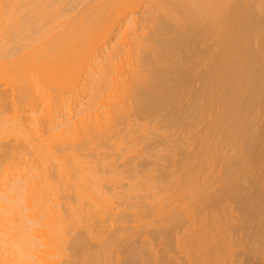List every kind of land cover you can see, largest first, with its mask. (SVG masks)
I'll return each mask as SVG.
<instances>
[{
  "label": "bare ground",
  "instance_id": "bare-ground-1",
  "mask_svg": "<svg viewBox=\"0 0 264 264\" xmlns=\"http://www.w3.org/2000/svg\"><path fill=\"white\" fill-rule=\"evenodd\" d=\"M144 3L0 0V264H264V0Z\"/></svg>",
  "mask_w": 264,
  "mask_h": 264
},
{
  "label": "rangeland",
  "instance_id": "rangeland-1",
  "mask_svg": "<svg viewBox=\"0 0 264 264\" xmlns=\"http://www.w3.org/2000/svg\"><path fill=\"white\" fill-rule=\"evenodd\" d=\"M146 1H147L148 3L150 2V0H145V3H146ZM145 3H144V4H145ZM139 9H140V10L137 9L138 12L136 11V16L141 20V19L144 18L145 7H144V6H141V8H139ZM212 40H213V41H212ZM217 40H218V39L214 37V38L210 39V41H208V43L205 42V44H202V45L198 48L197 52H198V56H199V58H200V59H199V60H200V64L202 63V65H203V64H205V63L207 62L205 52H206V50H207L208 48H210V47H212V46L214 47V45H215V43H216ZM209 42H211L212 44L209 43ZM206 43H207V44H206ZM205 45H206V46H205ZM202 47H203V49H202ZM207 47H208V48H207ZM204 48H205L206 50H205ZM200 49H201V50H200ZM207 51H208V50H207ZM202 58H203V59H202ZM205 60H206V62H203V61H205ZM149 121H150V123L152 122L151 120H149ZM155 121H156V120H155ZM157 121H158V120H157ZM159 122H160V121H159ZM159 122H154L155 124L153 123L152 128L155 127L157 124H158L159 126L157 125V126L155 127V129H157V128L159 129V127L161 128V130L159 129V130H160V132H159L160 140L157 139V138H159V137H156V139L158 140V141H157L158 143H159V141H161L159 144L161 145L160 147H162V148H160V147L158 146V143H156V145H157L158 147L156 146L157 148H155L154 151L156 152V157H158L157 159H159L158 161H160L161 163L165 164V166H166V164H167L168 161L166 160V155H165V153L161 155V153H163L162 151H167L169 147H170V148L173 147V146H174V147H176V146L178 147V146H179L178 143L180 142V140L178 141V139H182L181 137H182L183 135H181V134L185 133L184 131L186 130V128H185L184 126H182V127H184V128L181 129V125H180V126H179L180 128L177 126L178 131H177V130H171L169 126H168L169 129H168V127L165 128L169 122H168V123L165 122V125H166V126H160V125H162L161 122H163V121L160 122L161 124H160ZM169 124H170V123H169ZM151 125H152V124H151ZM151 125H150V126H151ZM163 125H164V124H163ZM170 125H171V124H170ZM171 126H172V125H171ZM175 126H176V125H175ZM162 127H163V128H162ZM172 128L174 129V126H173ZM166 129H168V131H165ZM175 129H176V128H175ZM180 129H181L182 131H183L184 129H185V130L182 132ZM159 130H158V131H159ZM169 131H170V132H169ZM173 131H174V132H173ZM179 131H180V133H179ZM198 131H199V130L197 129L196 132H195V129H194V132H195V133H197ZM162 132H165V133L169 132V133H167V134L163 133L162 135H160V133H162ZM177 132H178V133H177ZM194 132H193V133H194ZM199 133H200V132H198V134H197L198 136H199ZM185 134H186V133H185ZM185 134H184V136H183V139H187V138H184V137H185ZM200 134H202V133H200ZM163 135H164V136H163ZM167 135H170L171 137H170V136L167 137ZM175 135H176V136H175ZM193 135H194V134H192V137H191L190 135H187V136L193 138V137H194ZM161 136H163V139H164L163 141H162V137H161ZM172 136H173V137H172ZM177 136H178V137L181 136V137L178 138ZM187 136H186V137H187ZM198 136H196V137H198ZM165 137H166V140H165ZM189 137H188V138H189ZM196 137H194V138H196ZM168 138H169V139H168ZM171 138H172V139H171ZM183 139H182V140H183ZM150 140H151V139H150ZM167 140H168V141L171 140L173 143H172L171 141H169V143H171V145H168V144H167V143H168ZM174 140H176L178 143H177L176 141L174 142ZM189 140H190V139H189ZM189 140L187 139L186 142H185V141H182V142H183V143L185 142V144L187 143V145H188ZM152 141H154V142H152ZM152 141H151V142L154 143V145H155V138H154V137L152 138ZM165 141H167V143H166ZM151 142H150V143H151ZM147 143H149V141H148ZM162 143H163V144H162ZM164 143H165V144H164ZM176 143H177V144H176ZM180 144H181V143H180ZM154 145H153V146H154ZM181 145H182V144H181ZM145 146H146V144H145ZM182 146H183V145H182ZM143 147H144V146H143ZM163 147H164V148H163ZM177 147H176V148H177ZM158 148H159V149H158ZM187 148H188V149H186L183 153L188 152V154H189V153H190V154H191V153H192V154H193V153L195 154V153L198 151L196 148H194V146L189 147V145H188ZM163 149H164V150H163ZM171 149H172V148H171ZM173 149H174V148H173ZM228 149H229V148H228ZM228 149H227V150L224 149V150H225L224 152H226V154H227L229 151H230V152H229V155H230L231 153H234V152H233L234 150L232 151V149H229V150H228ZM178 150H179V149H178ZM195 150H197V151L195 152ZM154 151H153L152 154H155ZM175 151H177V150H175ZM231 151H232V152H231ZM179 153H180V152H179ZM183 153H182V154H183ZM166 154H167V152H166ZM186 154H187V153H186ZM179 155H180V154H179ZM184 155H185V154H184ZM227 155H228V154H227ZM181 156H183V155H181ZM153 157H154V156H153ZM162 157H163V158H162ZM164 157H165V159H164ZM144 158H146V157H144ZM160 158H161V159H160ZM137 159H138V160H137ZM137 159H135V161L132 160V161H133V164H136V165H137L138 163H140V164L138 165V167H140L139 170H141V171L144 170L145 168H142V169H141V167H143L142 165H144V163L141 165V163H142L141 159H143V158L140 157V159H139V157H137ZM151 159H152V160H151V162H152V161H153V158H151ZM154 159H155V158H154ZM163 159H164L165 161H164ZM145 160H146V161H145ZM145 160H143V162H146V169L144 170V172H146V173H143V171H142L139 175L145 174L144 176H146L147 173L149 172V171H147L148 168L152 167V165L150 166V164H152V163H150V161L148 160V158L145 159ZM140 161H141V162H140ZM147 161H149L150 164H149ZM154 161L158 163L157 160H154ZM160 162H159V163H160ZM147 163H148V164H147ZM161 163H160V164H161ZM131 164H132V163H131ZM136 165H135V166L132 165V166L137 167ZM148 165H149V167H148ZM155 165H156V164H155ZM132 166H131V169L133 168ZM144 166H145V165H144ZM163 166H164V165H163ZM168 166H169V164H168ZM219 166H220V168H219ZM221 166H222L221 164H218V165H217V167H218L217 170H215L217 167L214 166V170L216 171V173L218 172L217 174H219L220 171L222 172V170L224 169L223 166H222V167H221ZM122 167H123V166H122ZM138 167H137V169H138ZM147 167H148V168H147ZM153 168H154V166H153ZM153 168H152V169H153ZM155 168H158V167L155 166ZM169 168H170V167H169ZM122 169H123V168H122ZM135 169H136V168H135ZM135 169H133V170H134V174H135ZM158 169H159V168H158ZM208 169H209V170H208ZM208 169L206 168V170H208V171L206 172V170H204V174H203V175L205 176V173H206V176H208V177H205V178L203 177V178H202L203 180L201 181V183H206L207 180H210V179H209L210 177H211V181H213L212 179H214V176L217 175L216 173H214L215 171L212 170L210 167H209ZM139 170H137V171H139ZM150 170H151V168H150ZM160 170H161V169H160ZM162 170L167 171V168H166V170H165V169H162ZM211 170H212V171H211ZM131 171H132V170H131ZM137 171H136V172H137ZM156 171H157V169H156ZM158 171H159V170H158ZM209 171L212 172V173H210ZM159 172H160V171H159ZM159 172H157V173H159ZM162 172H163V171H162ZM208 172H209V174H207ZM157 173L155 174V176L157 175ZM213 173H214V174H213ZM130 174H133V173L130 172ZM211 174L214 175V176H212ZM128 175H129V174H128ZM162 175H163V174H162ZM209 175H210V176H209ZM142 176H143V175H142ZM159 176H160V175H159ZM165 176H166V175H165ZM157 177H158V175H157ZM212 177H213V178H212ZM206 178H207V180H206ZM165 179H166V177H165ZM204 180H205L206 182H205ZM203 181H204V182H203ZM199 183H200V182H199ZM201 183H200L199 185H201V187H204V186H202ZM207 183H209V184H207ZM207 183H206L207 185H210V186L212 185V188L214 187V186H213L214 184H212V182H211V184H210V182H207ZM206 184H205V186L207 187ZM203 185H204V184H203ZM206 187H204V188H206ZM123 188H125V186H123ZM207 188H208V187H207ZM209 188H210V187H209ZM216 188H217V187H216ZM211 190H212V189H211ZM215 190H216V189H215ZM212 192H213V190H212ZM208 212H210V213H208L209 215L206 214L207 217H208V216H211V215H210L211 213H215L216 210H215V212H213V210L208 211ZM236 215H237V213H236ZM132 216H133V214H132ZM185 216H186V217H185ZM185 216H184V217L181 216V217H182V218L180 217L181 219L179 218V220H178L179 222H178V224H177V225H179V228L177 229L178 231L175 232V233H177V234H176V235H177V241L174 240L175 238L173 237L174 239H173L172 241H175V243L172 242V244L170 245V248H171V246H172V249H169V248H168V250H167V248H166V247H168V246H166V245H168V244L166 243V245H164L165 242H163V241H165V240H164L163 238H161L160 235L158 236L157 234H155V236H154V234H153L152 232H150V231H152V230H151L149 227L147 228V230L150 229V231L147 232L146 227H144L145 225L143 226V224H142L143 222H141V221H140V222H139V221H138V222L134 221L135 223L133 222V220H134L133 217H135V215L132 217L133 219H131L132 222H131L130 224H127V223H129V222H127L128 219L126 220L127 223H126V222H125V223H126L127 225H130V227H132V225H133V227L136 226V229L138 228V230H139V228H140V232H139V235H140V236H136L137 239H136V237L133 238V239H136L135 241H136L138 244H142L145 240H149V241L151 240V243H152V244L154 243V244H153V245H154V246H153V247H154V250H153V251H154V253H155L154 256H156V257L158 258V260H159V263H158V264H165V263H166V264H169V263L172 264V263L174 262L173 260H175V262H174L173 264L178 263L179 261H180V262H179L180 264H185V263L188 264V263L186 262L187 259H184V256L186 257V255H185L184 252H183L184 250H183L182 248L180 249V246H179L180 244H179L178 238H180L182 235H184L185 233H187V232L190 231V229H189V231H188L187 229L193 227L192 225H190V224H192L193 221H195V223H196V224L193 223L194 226H195V225H198V226H199L200 220H196V219H197V218L200 219V216H198V217H196V215H195V217H192V216H191V217H192L193 219H195V220L192 221V219H191V221L188 220V222L186 221L187 218H188V216H187V215H185ZM206 216H205V217H206ZM191 217H190V218H191ZM184 218H186V220H184ZM129 219H130V218H129ZM180 220H181V223H180ZM185 221H186L187 223H185ZM198 221H199V223H197ZM144 222H145V221H144ZM136 223H137V225H136ZM179 223H180V224H179ZM182 223H183V224H182ZM184 223H185V224H184ZM189 223H190V224H189ZM138 224H139V225H138ZM140 225H141V227L143 226L144 229H143V227L141 228ZM184 225H185V226H184ZM189 225H190L191 227H190ZM124 226H125V225H124ZM187 226H188V227H187ZM130 227L127 226V228H128V232L130 231ZM180 228H181V229H180ZM184 228H185V229H184ZM131 229H133V228H131ZM134 229H135V228H134ZM134 229H133L132 231H135V230H136V229H135V230H134ZM141 229H142V230H141ZM132 231H131V232H132ZM145 231H146V232H145ZM131 232H130V233H131ZM184 232H185V233H184ZM150 233H151V236L148 235V234H150ZM156 236H158L159 238H161V240H160L159 238H158V239H159V240H158ZM149 237H150L151 239H150ZM152 237H154V239H153ZM155 238H156V239H155ZM233 238H234V239L236 238L235 240H237L238 237L235 236V237H233ZM131 239H132V238H131ZM124 240H125V239H124ZM128 240H129V239H128ZM157 240H158V241H157ZM129 241H130V240H129ZM129 241H128V242H129ZM141 241H142V242H141ZM159 241H161V243H160ZM125 242H126V240H125ZM162 243H163V244H162ZM173 243H174L175 245H173ZM176 244H178V245H176ZM163 245H164V246H163ZM173 246H175V248H174ZM164 247H165V248H164ZM173 249H174V250H173ZM179 249H180V251H179ZM182 250H183V251H182ZM180 252H181V253L183 252V254H181ZM168 253H169V254H168ZM125 255H126V253L124 252V255H123V256H125ZM158 255H159V256H158ZM156 257H155V258H156ZM160 257H161V258H160ZM163 257L166 258V259H164L165 262L162 263V259H163ZM182 257H183V258H182ZM170 258H171V259H170ZM186 258H187V257H186ZM181 259H182V260H181ZM225 259H226V258H225ZM225 259H224V258L221 259L223 262L220 260L221 262H217V263L214 262V263H215V264H218V263H220V264H223V263H224V264H225V262L227 261V260H225ZM160 260H161V261H160ZM176 260H177V262H176ZM184 260H185V261H184ZM157 262H158V261H157ZM181 262H183V263H181ZM214 263H213V264H214ZM145 264H146V263H145Z\"/></svg>",
  "mask_w": 264,
  "mask_h": 264
},
{
  "label": "clouds",
  "instance_id": "clouds-1",
  "mask_svg": "<svg viewBox=\"0 0 264 264\" xmlns=\"http://www.w3.org/2000/svg\"><path fill=\"white\" fill-rule=\"evenodd\" d=\"M13 198H14L13 195H12V194H9V199L11 200V199H13ZM22 207L27 208L26 200L23 201V203H22Z\"/></svg>",
  "mask_w": 264,
  "mask_h": 264
}]
</instances>
